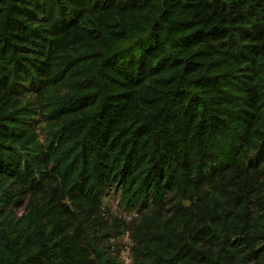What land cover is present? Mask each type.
<instances>
[{
    "label": "trees",
    "instance_id": "trees-1",
    "mask_svg": "<svg viewBox=\"0 0 264 264\" xmlns=\"http://www.w3.org/2000/svg\"><path fill=\"white\" fill-rule=\"evenodd\" d=\"M111 185L133 264H264V0H0V264H121Z\"/></svg>",
    "mask_w": 264,
    "mask_h": 264
},
{
    "label": "rangeland",
    "instance_id": "rangeland-1",
    "mask_svg": "<svg viewBox=\"0 0 264 264\" xmlns=\"http://www.w3.org/2000/svg\"><path fill=\"white\" fill-rule=\"evenodd\" d=\"M116 185V184H114ZM23 211V208H20ZM102 216L108 221L110 227L108 236L105 239L107 250L118 256L121 264H133L132 239L128 227L136 221V211L128 210L120 203L119 192L110 186L104 199Z\"/></svg>",
    "mask_w": 264,
    "mask_h": 264
}]
</instances>
